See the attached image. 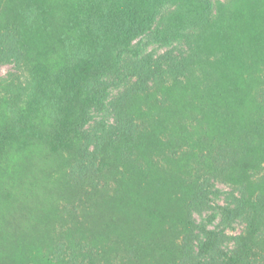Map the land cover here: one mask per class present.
<instances>
[{
  "label": "trees",
  "instance_id": "trees-1",
  "mask_svg": "<svg viewBox=\"0 0 264 264\" xmlns=\"http://www.w3.org/2000/svg\"><path fill=\"white\" fill-rule=\"evenodd\" d=\"M0 61V244L264 264V0H0Z\"/></svg>",
  "mask_w": 264,
  "mask_h": 264
},
{
  "label": "rangeland",
  "instance_id": "rangeland-1",
  "mask_svg": "<svg viewBox=\"0 0 264 264\" xmlns=\"http://www.w3.org/2000/svg\"><path fill=\"white\" fill-rule=\"evenodd\" d=\"M215 4L222 3L225 0H212ZM154 50L156 55H163L166 51L164 48H158V47H151L150 50ZM18 73V70L16 68V65L11 62L2 63L0 61V79H7L10 74H16ZM217 188L223 191L224 194H222L221 198L217 200L218 203L222 204L224 203L226 196V193L231 192L229 186L225 184H217ZM57 218L55 217L53 221H56ZM52 225V224H51ZM50 225V226H51ZM49 226V227H50ZM46 228L41 227L40 233L45 231ZM244 231V224L243 223H237L234 224L232 228L229 230H226V234L229 236H238L242 234ZM52 236V235H51ZM30 237V236H28ZM26 238L25 240H14L12 243H1L0 244V264H43L41 262V259L39 261H35L32 256V251L35 247L39 246L40 243L37 238L39 239L38 235L32 236L30 238ZM35 242V245L33 243ZM46 245L42 244V249H44ZM230 247L232 248V245L230 244Z\"/></svg>",
  "mask_w": 264,
  "mask_h": 264
}]
</instances>
